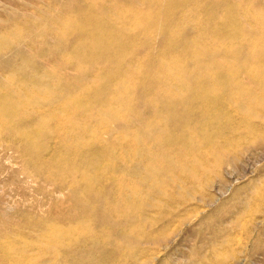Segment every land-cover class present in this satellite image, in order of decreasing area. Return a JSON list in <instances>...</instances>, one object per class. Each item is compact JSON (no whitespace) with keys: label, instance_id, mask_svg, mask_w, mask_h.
Returning <instances> with one entry per match:
<instances>
[{"label":"rangeland","instance_id":"rangeland-1","mask_svg":"<svg viewBox=\"0 0 264 264\" xmlns=\"http://www.w3.org/2000/svg\"><path fill=\"white\" fill-rule=\"evenodd\" d=\"M0 264H264V0H0Z\"/></svg>","mask_w":264,"mask_h":264}]
</instances>
